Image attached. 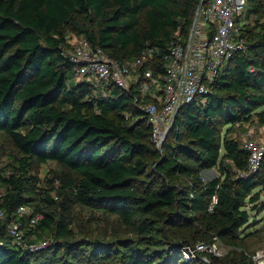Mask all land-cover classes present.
<instances>
[{
    "label": "trees",
    "instance_id": "trees-1",
    "mask_svg": "<svg viewBox=\"0 0 264 264\" xmlns=\"http://www.w3.org/2000/svg\"><path fill=\"white\" fill-rule=\"evenodd\" d=\"M200 2L0 0V134L16 153L11 172H0V264H76L78 255L91 263L114 250L117 264H252L245 252L227 261L204 255V262L202 254L186 260L182 249L241 240L255 219L251 211L264 210V159L250 174L242 142L230 137L248 123L264 126V0H247L246 50L206 95L180 109L159 148L132 95L76 81L64 56L70 38L81 37L119 62L146 44L165 53L172 40L188 36ZM250 14L263 19L251 26ZM48 162L61 167L50 182L58 184L55 200L31 174ZM215 168L219 176L204 181L202 173ZM33 194L44 195V206L33 205ZM76 205L116 216L142 245L116 249L98 238L77 239L70 227ZM20 207L33 208L20 218L29 243L52 236L43 249L12 244L7 226Z\"/></svg>",
    "mask_w": 264,
    "mask_h": 264
},
{
    "label": "built area",
    "instance_id": "built-area-1",
    "mask_svg": "<svg viewBox=\"0 0 264 264\" xmlns=\"http://www.w3.org/2000/svg\"><path fill=\"white\" fill-rule=\"evenodd\" d=\"M246 6L247 0H201L188 36L182 42L172 40L165 53L146 44L133 60L119 62L81 37L70 40L71 50H64V56L73 65L76 81L90 83L102 92L111 85L132 95L134 104L152 127V142L159 148L178 109L206 95L229 60L246 50L242 37ZM242 145L248 154V171L256 173L264 159V140L256 141L251 134H245ZM214 204L215 197L209 211ZM30 214L28 207H20L16 211L18 219L10 222L7 232L13 245L34 252L49 242H28L20 218ZM39 218L30 217V225H36ZM3 219L0 209V220ZM197 254L220 258L224 253L217 238L210 244L198 243L194 248L182 249L186 260ZM252 259L264 261V252Z\"/></svg>",
    "mask_w": 264,
    "mask_h": 264
},
{
    "label": "rangeland",
    "instance_id": "rangeland-1",
    "mask_svg": "<svg viewBox=\"0 0 264 264\" xmlns=\"http://www.w3.org/2000/svg\"><path fill=\"white\" fill-rule=\"evenodd\" d=\"M246 19L247 24L254 26L255 21H262L263 18H260V15L257 16L255 14H250L249 16L246 15ZM70 39L73 42V38ZM252 126L256 127L259 125L253 123L250 125V127ZM254 130L256 129H253V131ZM257 130L259 131V129ZM240 132H243V130L240 127H236L234 128V131L230 134V137H233L238 141L242 142L243 138L245 137V133ZM261 132H263L264 134V127L262 128ZM15 155L16 153L11 148L7 138L4 135L0 134V172L5 175H8L11 172L12 167L14 165L13 156ZM60 172L61 167L59 165L54 162H48L46 165L35 166L31 174L36 176L39 180L36 183L37 189H40L41 191H43V189H53V191L50 192V195L55 200L58 184L57 182H50L53 180L54 176L59 174ZM218 176V168L202 173L204 181L212 180L213 178H216ZM34 195L35 194L30 195L31 200L33 201V205L44 206V195L41 194L36 197ZM32 207L30 208L29 213H32ZM250 207L251 206H249L248 208ZM251 216L255 218L252 222L253 224L250 225L251 227L249 229H243L241 232H239V237H242L241 240H238L236 242L222 241L221 246L224 254L222 257L219 258V260L227 261L228 259H236L240 252H245L248 255V258H250V262L252 264H259L264 262H254L252 259L253 255L264 252V233L261 231L264 223V210L259 211L258 209L256 211H251ZM70 227L73 229L75 233L74 235L77 239L79 237L85 236H89L91 238H98L100 241H103L104 244L108 245L109 247H111L112 245H116V249L117 247H121V245H127V243H130V241H135L138 245H142L143 243V240L134 233V230L124 226L116 216L107 215L100 211L84 208L78 205L73 208L72 224L70 225ZM244 231H247V236L242 235ZM43 238L49 243L52 240L51 235ZM120 249L125 250V248ZM115 251L117 250L113 251V254L110 255V258H108V260L103 257L93 259V261L90 263V261L86 262L88 258L85 257V255H78L73 261L76 264H117L116 257L118 256L115 254ZM202 259L208 260V257L202 255Z\"/></svg>",
    "mask_w": 264,
    "mask_h": 264
},
{
    "label": "crops",
    "instance_id": "crops-1",
    "mask_svg": "<svg viewBox=\"0 0 264 264\" xmlns=\"http://www.w3.org/2000/svg\"><path fill=\"white\" fill-rule=\"evenodd\" d=\"M254 123H256V122H254ZM250 125H251V123H248L247 125L244 126V128L247 129L245 134H251L253 139L256 140V141H263L264 140V134L261 131H262V128L264 126L261 127L259 125V126H256V127L255 126L250 127ZM253 129H256V130L253 131ZM257 129H259L260 132Z\"/></svg>",
    "mask_w": 264,
    "mask_h": 264
},
{
    "label": "water",
    "instance_id": "water-1",
    "mask_svg": "<svg viewBox=\"0 0 264 264\" xmlns=\"http://www.w3.org/2000/svg\"><path fill=\"white\" fill-rule=\"evenodd\" d=\"M181 108H182V107H181ZM181 108H179L178 111H177V113L174 115L173 120H172V122H171V126H170L168 132L170 131V129H171V127H172V125H173V123H174V121H175V119H176V116H177V114H178V112L180 111ZM168 132H167V133H168ZM165 136H166V135H165Z\"/></svg>",
    "mask_w": 264,
    "mask_h": 264
}]
</instances>
